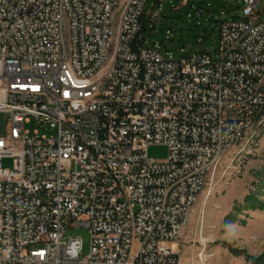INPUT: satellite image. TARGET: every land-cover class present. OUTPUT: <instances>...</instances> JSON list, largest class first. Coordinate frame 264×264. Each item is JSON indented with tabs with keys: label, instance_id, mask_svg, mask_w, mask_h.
<instances>
[{
	"label": "built area",
	"instance_id": "obj_1",
	"mask_svg": "<svg viewBox=\"0 0 264 264\" xmlns=\"http://www.w3.org/2000/svg\"><path fill=\"white\" fill-rule=\"evenodd\" d=\"M147 1L0 0V264H180L211 169L264 113V21L243 0L216 58L173 59L145 45Z\"/></svg>",
	"mask_w": 264,
	"mask_h": 264
},
{
	"label": "rangeland",
	"instance_id": "obj_2",
	"mask_svg": "<svg viewBox=\"0 0 264 264\" xmlns=\"http://www.w3.org/2000/svg\"><path fill=\"white\" fill-rule=\"evenodd\" d=\"M243 5V0H148L142 19L145 45H157L173 59L195 52L216 58L221 21L243 17ZM256 14L264 21V0ZM45 127L35 120L26 124L30 131L50 133ZM168 154L163 144L148 148L155 161ZM3 165L10 167L11 159H4ZM65 235L81 236L83 256L89 253L88 229L72 225ZM178 257L180 264H264V113L245 139L211 169L182 231Z\"/></svg>",
	"mask_w": 264,
	"mask_h": 264
},
{
	"label": "water",
	"instance_id": "obj_3",
	"mask_svg": "<svg viewBox=\"0 0 264 264\" xmlns=\"http://www.w3.org/2000/svg\"><path fill=\"white\" fill-rule=\"evenodd\" d=\"M197 16H199V14Z\"/></svg>",
	"mask_w": 264,
	"mask_h": 264
}]
</instances>
